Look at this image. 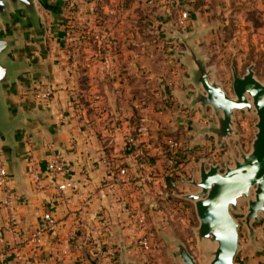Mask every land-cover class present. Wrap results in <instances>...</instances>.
Here are the masks:
<instances>
[{
  "label": "crops",
  "instance_id": "0c3cea01",
  "mask_svg": "<svg viewBox=\"0 0 264 264\" xmlns=\"http://www.w3.org/2000/svg\"><path fill=\"white\" fill-rule=\"evenodd\" d=\"M76 1L77 7L85 10L81 18H87L88 24L70 37L66 35V5L64 16L56 20L40 8L46 43L40 46L31 33L26 41V53L34 61L36 73L28 84L20 83L7 95L19 104L30 102L42 112L46 123L33 122L36 138H26L28 156L30 152L35 154L40 178H33V166L25 153L18 163L9 160L13 174L9 173L10 180L17 194L14 204L18 226L15 235L9 231L0 204V245L8 264H120L121 236L135 264H161L163 258L158 251L170 246L164 234L179 236L174 224L158 220L165 214L164 207L192 203L166 193L171 189L194 190L181 178L191 176L198 168L192 151L214 146L213 137L202 136L200 145L188 151L192 132L179 120L190 112L182 111L177 97L172 100L166 96V88L186 89L183 74L187 66L178 54L185 46L164 34L171 30L169 21L182 31L186 26L193 27L191 10L199 15L202 26H208L213 11L206 8L207 0H179L172 11L159 3L149 6L146 0ZM121 1L123 12H109ZM222 5L227 15L230 0ZM151 11L165 21V26L158 29L152 24L148 17ZM97 15L106 19L110 31L112 70L106 67L99 49L96 34L102 29L100 21L95 20ZM43 82L55 87L47 101L34 97L35 87ZM194 114L201 116L198 110ZM144 120L149 122L151 134L140 138L142 149L138 151L126 136ZM170 139L181 142L188 152L184 158L175 156L174 163ZM53 153L65 158V171L55 173L48 168L47 160ZM141 159H148L155 169L157 178L151 186L144 181L146 168L140 167ZM113 174L120 180L109 183ZM68 180L73 184L68 185ZM126 197L132 208L145 206L150 226L147 246L158 248L154 258L139 249L137 242L143 233L137 215L122 206ZM47 208L57 217L58 225L46 234L36 251L29 237L42 223ZM187 213L189 217L190 210ZM239 255L248 261L237 260L238 264L264 262V252L256 251L243 239Z\"/></svg>",
  "mask_w": 264,
  "mask_h": 264
},
{
  "label": "water",
  "instance_id": "95a60500",
  "mask_svg": "<svg viewBox=\"0 0 264 264\" xmlns=\"http://www.w3.org/2000/svg\"><path fill=\"white\" fill-rule=\"evenodd\" d=\"M65 0H0V147L4 157L18 163L25 153L28 159L27 135L36 138L33 122L46 123L42 112L30 102L16 103L8 94L21 84H28L36 73L34 61L26 53V41L33 34L40 46L46 43V26L40 8L48 10L56 20L65 13ZM193 27L182 31L172 21L171 30L164 35L176 38L185 48L178 51L181 61L187 66L183 74L186 89L167 90L168 96L177 97L183 108L190 114L200 111L204 122L191 116L180 118L192 133L188 151L200 145L202 136L214 138V146L224 143L235 146L229 154H223L221 161L200 157L197 170L191 176L183 175L182 182L194 186V190L178 191L173 194L194 204L199 219L195 227L200 254L208 264H237L241 248V225L235 212L241 211L240 201L247 200L244 223L248 228L247 245L263 250L257 239L259 232L255 222L264 219V80L255 73V63L251 62L240 74L232 63V88L229 93L222 81L215 75L216 66L209 64V57L197 41L204 38L211 26H202L199 15L190 11ZM21 28L24 30L21 31ZM40 80L36 79L35 82ZM31 89V87H30ZM237 111L256 115V131L251 146L245 150L239 141ZM14 178V177H13ZM170 245L169 253L178 257V264H199L197 257L178 237L164 234ZM120 264H135L128 255L129 246L119 236Z\"/></svg>",
  "mask_w": 264,
  "mask_h": 264
},
{
  "label": "rangeland",
  "instance_id": "374dc122",
  "mask_svg": "<svg viewBox=\"0 0 264 264\" xmlns=\"http://www.w3.org/2000/svg\"><path fill=\"white\" fill-rule=\"evenodd\" d=\"M223 1L225 0H207L205 2L208 3V7L206 8L213 11V15L208 18L210 22L209 26L211 27L209 32L205 34V37L199 39L198 42L203 48V52L209 57L208 63L216 66L215 75L223 82L226 90L233 94L232 63L236 66L238 72L242 74L246 71V67L251 62H254L256 76L264 80V0H230V10L227 15L224 14L227 13V10L223 8ZM185 109L189 111L187 108H183L182 111H185ZM187 114L200 123L203 122L201 116H196L194 113L192 115ZM256 119V115L237 111L236 121L239 141L245 150H248L251 146V141L256 131ZM231 142L232 146L227 143H224L222 147L213 146L212 151H210L212 154L208 156L210 160L221 161L224 153L229 154L232 148L237 150L235 139H231ZM192 153L197 160L203 156L199 152L192 151ZM178 154L179 158L185 157L181 151H178ZM176 204L165 206V214L163 218L158 220L160 222L166 221L170 225L174 224V232L179 235L174 237H178L184 241L190 251L197 257L199 264H208L205 262L204 256L200 254L198 248L194 229L198 226L199 219L193 204ZM240 206L242 208L241 211L235 212L237 219L242 223L240 240L243 239L245 242H248V228L244 223L247 200H241ZM175 207L177 208L176 210L174 209ZM188 210L191 212L189 217L187 216ZM255 225L259 230L257 239L261 241L264 247V219L261 222H255ZM249 246L254 248V245ZM169 248L163 246L158 251V248L156 249L154 245H152V250L147 246L145 253H149L154 258L158 251L161 253V260L163 258L161 264H178V257H175V255L172 257L169 253ZM255 250L259 252L263 251ZM240 261L246 263L248 258ZM149 263L153 264L152 261ZM0 264L8 263L6 260L5 262L0 260ZM156 264L160 263L157 262Z\"/></svg>",
  "mask_w": 264,
  "mask_h": 264
},
{
  "label": "built area",
  "instance_id": "2783aa9c",
  "mask_svg": "<svg viewBox=\"0 0 264 264\" xmlns=\"http://www.w3.org/2000/svg\"><path fill=\"white\" fill-rule=\"evenodd\" d=\"M147 4L149 6H153L157 3L162 5L167 11H172L175 7V5L179 2V0H146ZM68 13L65 16L66 20V35L70 37L72 33L75 30H79L80 28H84L88 24L87 18H81L85 12L83 7H77L78 3L76 0H65ZM124 5L122 4V1L118 6L115 8H109V12L115 13V12H123ZM93 12V9L91 10ZM97 12V11H96ZM94 11L93 13L96 14ZM149 19L152 22V24L156 28H162L165 26V21L156 16L152 11L149 13ZM95 20L100 21V28L102 29V32L96 34V38L99 42V49L102 55V59L105 62L106 67L109 70H112L111 65V36L110 31L106 25V19L102 15H97ZM109 31V32H108ZM34 90V97L35 99L41 100V101H47L51 98L55 91V87L53 83L51 82H43L41 86L35 87ZM174 100V96H169V99ZM151 134L150 130V124L147 120L142 121L138 126H136V129L134 132H130L127 134L126 139L129 143V145L134 148L138 149V151H141V144H140V138L141 137H148ZM169 151L172 155V160L174 163V157L179 156L178 151H181L184 156L188 155L187 148L183 146V144L179 141H176L174 139L169 140ZM213 148L211 147H203L199 149V154L205 155V156H211ZM177 160V158L175 159ZM28 162L30 163L32 167L31 173L35 180H38L40 178V172L38 170L37 166V160L36 156L33 152L29 153L28 156ZM140 167L146 168L145 173V179L144 181L151 186L155 183L157 175L155 172V169L152 165V163L148 159H141L139 162ZM47 166L49 169H51L55 173H61L67 169L65 158L60 156L58 153H53L51 157L47 160ZM120 180L119 175H112L110 177L109 183L118 182ZM68 185H72V181L68 180ZM0 193H1V199L0 204L3 207V209L6 212V220L8 229L12 234H16V228L18 226V217H17V211L15 208V200H16V189L11 183L10 175L8 166L3 154V151L0 147ZM122 206L125 209H130L131 212L135 213L137 215L136 222L138 223L139 230L142 231L143 235L138 238V245L140 250H146L147 247V237L150 233V226H149V220L146 216V209L145 206H140L139 210H137L135 207L132 208L130 204V199L128 197L124 198L122 201ZM58 225V219L52 212L50 208H47L43 213V221L40 223L37 228L34 230L33 234L29 237V241L34 244V250H38V247L43 244L44 238L47 233L50 231L56 230ZM35 251V253H36ZM5 249L0 245V260L2 262H5ZM237 260H244V257L240 255L237 257Z\"/></svg>",
  "mask_w": 264,
  "mask_h": 264
}]
</instances>
